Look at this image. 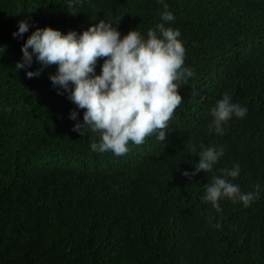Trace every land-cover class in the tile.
<instances>
[{"label": "trees", "instance_id": "16d2710c", "mask_svg": "<svg viewBox=\"0 0 264 264\" xmlns=\"http://www.w3.org/2000/svg\"><path fill=\"white\" fill-rule=\"evenodd\" d=\"M164 3L193 79L178 92L166 143L152 134L116 156L91 150L99 132L72 131L76 106L49 80L56 65L28 78L15 64L36 27L79 33L104 19L146 38L163 5L81 0L72 15L66 0H0V264H264V0ZM25 19L29 31L14 38ZM39 67L33 58L27 70ZM224 94L247 114L220 135L210 109ZM201 145L223 148L214 171L239 165L229 179L242 192L260 185L249 206L224 198L217 212L203 200L211 173L183 175Z\"/></svg>", "mask_w": 264, "mask_h": 264}, {"label": "clouds", "instance_id": "9594fccd", "mask_svg": "<svg viewBox=\"0 0 264 264\" xmlns=\"http://www.w3.org/2000/svg\"><path fill=\"white\" fill-rule=\"evenodd\" d=\"M66 2L72 14L71 10L81 0ZM158 2L164 8L161 22L147 31L146 38L137 29L122 36L116 24L101 19L79 33L76 30L62 33L50 26L36 27L21 46L22 57L15 67L26 70L28 78L38 77L44 68L56 65L49 80L58 94L67 93V98L76 106L69 114L75 121L72 131L80 136L87 129L100 134L90 144L93 152L111 151L121 156L129 150V141L140 145L152 134H156L157 143L165 144L166 129L181 109L178 92L188 87L193 77L183 70L185 61L179 30L165 26L174 21V15L164 0ZM17 23L12 33L14 38L23 37L31 27L27 19ZM33 58L40 67L27 70L32 67ZM100 58L103 62L97 74ZM80 109L84 110L82 122L78 119ZM246 114V107L224 94L210 109L209 129L222 135L229 119L243 118ZM195 155L199 157L195 172L185 171L183 175L211 173L210 183L203 186V200L210 201L217 212L221 211L218 200L228 198L247 207L258 196L259 184L254 186L256 191L242 192L230 181L229 178L234 179L240 173L238 164L213 170L224 155L222 147L201 145ZM211 221L209 217L210 224ZM212 226L220 227L218 223Z\"/></svg>", "mask_w": 264, "mask_h": 264}]
</instances>
